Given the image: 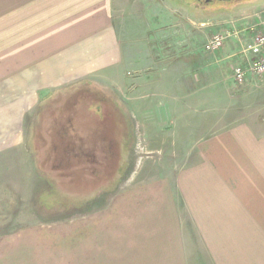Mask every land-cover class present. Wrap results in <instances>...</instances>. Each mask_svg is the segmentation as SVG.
I'll use <instances>...</instances> for the list:
<instances>
[{"label":"crops","instance_id":"0c3cea01","mask_svg":"<svg viewBox=\"0 0 264 264\" xmlns=\"http://www.w3.org/2000/svg\"><path fill=\"white\" fill-rule=\"evenodd\" d=\"M131 1L14 0L7 12L0 0V152L25 149L26 117L36 116L34 129L52 126V100L43 102L63 98L58 89L101 84L109 68L117 75L108 86L121 96L128 77L123 81L118 67L133 73L149 62L157 70L135 80L131 107L125 106L132 129L126 175L114 191L81 202L78 235L68 237L67 222L63 258L69 254L80 264L87 253L94 264H264V75L237 85L231 67L227 75L215 73L214 63L224 65L231 50L229 44L220 55L205 50L209 38L205 52L179 46L172 64L154 55L138 65L145 55L132 50L122 65L116 8ZM245 34L248 43L252 33ZM198 55L204 62L197 67ZM246 58L236 65L247 68ZM51 243L52 237L42 243L46 255Z\"/></svg>","mask_w":264,"mask_h":264},{"label":"rangeland","instance_id":"374dc122","mask_svg":"<svg viewBox=\"0 0 264 264\" xmlns=\"http://www.w3.org/2000/svg\"><path fill=\"white\" fill-rule=\"evenodd\" d=\"M5 3L8 12L10 7L13 8L14 0H5ZM117 7L118 19L116 25H118L119 29V50L122 51L121 53L124 57L122 65L126 64V58L130 57L132 50L141 53V55L142 53L145 55L142 59H138V65L143 60H152L154 55L155 59L159 56L158 60L164 58L163 62L172 64L175 62L174 60L178 59L176 57L178 55L176 49L179 46L183 48L184 46L187 47L192 45L197 47L198 52H205L203 49V42L208 38L210 39L213 33L224 35L226 31L239 32V43L236 41L238 36L235 38L232 35L224 39L223 46L219 50L211 52L215 55H220L226 45L228 46L229 44L231 51L225 64L222 65L223 67H218V65L215 64L216 62L214 63V67L218 68L215 69V73L218 71V73H222V75H227L230 67L233 72V68L237 66V58H242L244 60V58L247 57V62L250 60L247 55L246 57L241 55L242 45L248 41L245 32H257V26L260 24L262 26V24H264V2L250 9L240 10L230 15L197 17L190 16L186 10L171 3L169 0H132L131 4L127 7L124 6V4ZM10 16L11 15L7 13V25L10 23L8 20ZM203 56H205V54ZM199 59L200 55H198L196 59L198 63L195 64V66L197 67L199 65L201 66L204 62V60L200 61ZM181 61H185L187 64L190 63L189 57L186 58L185 55L181 56ZM142 64L143 66L136 67L133 73L129 68H117L118 72L121 71L123 81L128 77L126 85L123 86L124 88L120 91L121 96H119L121 98L108 86L114 79V76L117 75H114V70L112 71L107 68L102 71L100 77L102 79L101 84L90 80L88 81L99 88L106 89L109 92L112 91L117 100H119L118 102L122 110H124L125 106H127V108L128 106L131 107L130 104L127 105L126 103L129 102L132 96L130 91L135 87L133 85L135 80L139 76L141 78H152L153 74L149 73V70L152 69L153 72L157 70V68L149 62L145 64L143 62ZM147 71L150 75H148ZM160 74L163 75L162 71ZM80 82H78V84ZM75 85L76 84H73L58 90L63 91ZM118 87L121 88L120 85H118ZM244 87L238 86L240 89ZM58 90L53 91L58 93ZM94 96L95 95H93V97ZM47 100L49 102L52 99L46 98L43 104L46 103ZM81 105L82 103L77 95L69 94L64 98H54L50 103V108L54 110H66L69 108H78ZM258 111L259 109H257V112ZM69 113L70 112H66L64 116H59L57 114L53 117L55 121L50 127V131L53 134L59 131L57 137L60 138L57 141L63 142L64 144V139L67 136L62 131L66 129H63V127L66 126V122H69L68 125L71 127L75 126V128L83 129L85 126L80 122L83 121L87 123V119L90 118L86 116L83 118L86 120L76 119ZM81 113H83V109H79L78 115H81ZM65 117H67V119ZM38 120H40V118H38ZM34 121H36L35 115L31 118L26 117L25 119V129L27 130L25 131L27 133V139L24 137L25 141L27 140L25 149H5L0 152V264H78L77 259L70 260L69 254H67L66 259L63 258L65 246L62 245V238L67 237L69 231L73 233L70 234V236L68 235V237H72V235L76 237L78 235L80 223L76 218L79 217V208L83 206L81 205V198L71 196L70 198L76 200V202L74 200L72 203L69 197L61 198V190L57 184L52 182L53 180L47 182L43 173L38 169V165L35 161L36 153L33 151L30 143V135L32 132L31 130L28 131L32 128L30 124L34 123ZM98 130L99 128L94 124L92 134ZM84 131L87 140V127ZM84 131L82 133H70L69 137L71 139L68 137V143L70 145L66 147V143V146L64 144L63 146L65 150L70 153H75L78 149L82 151L84 157L81 156L77 159L79 163L85 164L88 152H86L87 150L83 151V149L89 150V148L86 146L83 147L85 137ZM131 131L130 125V135ZM99 134L101 135V132H99ZM127 146V143L123 146L121 170L118 176L113 179L114 181L110 183L111 185L107 187L106 191H114L126 175L125 153L127 152ZM49 159V163L52 164V167L57 162L56 157L50 156ZM65 159L67 160L66 164L68 166L71 160L68 161V156H65ZM67 166H63L62 168L64 169ZM52 187L53 189H51ZM49 189H51L50 193L46 191ZM94 194L95 193L88 198H91ZM67 222L70 225L69 231ZM50 231H53L52 235H50ZM85 236H88V231H86ZM49 237L53 238V243L48 246V254L46 255L45 251L41 248L45 245L42 243ZM86 255V257H80V264H94L92 257L87 253Z\"/></svg>","mask_w":264,"mask_h":264},{"label":"water","instance_id":"95a60500","mask_svg":"<svg viewBox=\"0 0 264 264\" xmlns=\"http://www.w3.org/2000/svg\"><path fill=\"white\" fill-rule=\"evenodd\" d=\"M85 82L86 81H83V85L76 84L75 86H71L63 90L60 93L61 95H64V97H65L64 93L68 95L69 94L77 95V97L80 98V101L82 103L80 107L74 108V109L69 108L66 110L52 109L53 110L52 114H55V116L57 114L59 116H64L66 112H70L69 114L73 116V118L75 117L77 119L79 109H83V113H85V109L88 106L93 107L94 105H98V104L101 105V108H99V111H98L99 114H97V118L99 119L98 121L100 122L99 123L95 122V126L99 128V132H101L100 129L105 128V130H103L104 132L103 138L100 139L99 132H97L96 137L93 136V138H91V146L93 148H91L92 151H90L89 154L87 155V158L89 157L88 162L86 163L85 161V164L78 162L77 164V162H74L71 160V162L68 163V166L66 168L63 169L62 167L61 168L59 167L57 169V167L54 165L51 167L52 164L49 163L48 158L41 156V155L39 156L36 155V158H35L36 164L38 165V169L45 176V180L47 182L53 180L52 182H55L57 186L60 188L61 195H62L61 198L62 197L70 198L71 196H74L77 198H81L80 199L81 202H83L84 200L86 201L90 199L88 197H90L93 193L96 194L98 192L106 191L107 187L111 185L110 183L114 181L113 179H115V177L118 176L119 171L121 170V166L123 162V146L125 145V143H127L128 145L130 138H131V135L129 134L130 122L128 121L126 122L127 126L129 123L128 131L126 130V126H125V135L127 137L126 139L124 138L125 140L123 139V141L118 143V140H117L118 130L113 128L114 124L112 125V118H111V113H110V112H113V109L109 108L108 110L106 108V104L104 106V98H105V94L107 93V90L105 89V92L100 91L95 95L91 91V87L89 85H85ZM100 94H103V100H101L102 98ZM93 95L95 96L93 97ZM57 96L58 95H55L54 98H56ZM99 99H100V103H97ZM106 111H109V116L105 114ZM125 115L127 116L126 108H125ZM88 117H91V116H88ZM39 118L41 119V117ZM81 119H82V116H81ZM50 120L51 121L49 124L51 123L53 124L55 121L53 117ZM106 120L107 122H105V126H104L103 123ZM93 125H94V119H93ZM92 128L93 126H91V129ZM54 137H55V134H54ZM100 141H101V146H99ZM68 145L69 143L67 141V147ZM33 146H35V144H33ZM36 146H38V143ZM103 147H108L109 149L107 150L110 153L109 162L106 160L107 157L104 155V152L102 151V149L104 150ZM35 148L36 147L33 148L34 151H35ZM50 156H53L52 153L50 154ZM95 172H97V174ZM104 175L107 178H105ZM51 189H53V187ZM74 200L75 199L70 198L71 203Z\"/></svg>","mask_w":264,"mask_h":264},{"label":"trees","instance_id":"16d2710c","mask_svg":"<svg viewBox=\"0 0 264 264\" xmlns=\"http://www.w3.org/2000/svg\"><path fill=\"white\" fill-rule=\"evenodd\" d=\"M88 82L89 81H86L85 82V85H89L91 87V91L95 95L98 92H100V91L105 92V90L103 88H99L98 86H96V85H94L92 83H88ZM77 85H83V81L80 82V84H77ZM100 96L102 98L101 100H103V94H100ZM118 101L119 100H117L115 94H113L112 91L109 92L107 90V93L105 94V98H104V106L106 104V108L108 110H109V108H112L113 109V112H110L111 113V118H112V125L114 124L113 128H115L116 130H118L117 140H118V143H119V142L123 141L124 138L126 139V137H127L125 135V126H126V130L128 131L129 123H128V126H127V123L126 122H128L129 119L125 115V109L124 110L121 109V106H120V104H119ZM97 103H100V99L97 101ZM94 108H95L96 111H99V108H101V105L98 104V105H94L93 107L92 106H90L89 108L87 107L85 109V113H81V115H78V118L79 119H81V116H82V120H86V119H83L86 116H91L89 119H87V123H85L83 121L80 122V123H83V125L85 126L83 129L75 128V126L71 127V126L68 125L69 122H66V126H64V127L61 126V127H63V129L66 128L65 131H62L67 136L64 139L65 140L64 141L65 144L67 143L66 141H69L68 140V137L70 136V133L80 132V131L82 133L85 130V128L87 127L88 139L86 140V133L84 131L85 137H84V141H83L84 142L83 147L86 146L87 148L91 149V147H92L91 146V138H93V136L96 137L97 136V132H99V130H98L94 134H92L91 126H93V124H92L93 123V119H94V124H95V122L96 123H99L100 122V121H98L99 119L97 118V113H99V112H96L95 110H92ZM71 109H74V108H71ZM88 109H89V112H88ZM105 114L107 116H109V111H106ZM65 118L67 119V117H65ZM105 122H107V120L104 121V123H103L104 126H105ZM58 128H60V127H58ZM103 130H105V128L104 129H100V131H101L100 139L103 138V133H104ZM113 131H114V129H113ZM31 132H32V134L30 135L31 136V138H30L31 139L30 140L31 147H33V148L36 147L35 148V151L36 152L34 150L33 151L36 153V155H38V156L39 155L44 156V157L48 158V160H50L49 157H50V154L52 153V155L54 157H57L56 158V161L57 162L54 165V166L57 167V169L59 167L61 168L63 166H67V164H66V161L67 160L65 159V156H68V161L69 160H72L74 162H77V164L79 162L77 158L83 156V152L82 151H79V149L75 153L74 152L70 153L69 151L65 150V148L63 146L64 143L57 141L60 138V137H57V133L59 131H56L55 137H54V134L51 133V131H50L49 125L46 126L45 128H43V127L42 128H38V129L32 128L31 129ZM37 143H38V146H36ZM33 144H35V146H33ZM99 146H101V141L99 142ZM103 148H104V150L102 149V151L104 152V155L107 157L106 160L109 162V154L110 153H109V151H107L109 149H108V147H103ZM84 150H87L86 152H88V154H89L90 151H92V149L91 150L83 149V151ZM84 155H85V153H84ZM88 160H89V157L87 158V155H86V163L88 162ZM95 173L97 174V172H95ZM105 178H107V177L105 176Z\"/></svg>","mask_w":264,"mask_h":264},{"label":"built area","instance_id":"2783aa9c","mask_svg":"<svg viewBox=\"0 0 264 264\" xmlns=\"http://www.w3.org/2000/svg\"><path fill=\"white\" fill-rule=\"evenodd\" d=\"M231 34L220 35L213 33L205 45V50L215 52L219 50L224 43V39ZM242 54H251L254 59L249 60L247 68L235 66L233 69V79L238 85H243L248 75L262 76L264 75V29L261 32L252 34L251 40L241 48Z\"/></svg>","mask_w":264,"mask_h":264},{"label":"flooded vegetation","instance_id":"af4514ba","mask_svg":"<svg viewBox=\"0 0 264 264\" xmlns=\"http://www.w3.org/2000/svg\"><path fill=\"white\" fill-rule=\"evenodd\" d=\"M182 7L190 16L230 15L250 9L264 0H169Z\"/></svg>","mask_w":264,"mask_h":264}]
</instances>
